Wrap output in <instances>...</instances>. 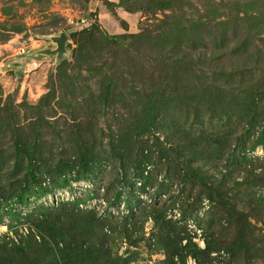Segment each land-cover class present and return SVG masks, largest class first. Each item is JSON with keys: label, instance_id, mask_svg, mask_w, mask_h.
Listing matches in <instances>:
<instances>
[{"label": "rangeland", "instance_id": "374dc122", "mask_svg": "<svg viewBox=\"0 0 264 264\" xmlns=\"http://www.w3.org/2000/svg\"><path fill=\"white\" fill-rule=\"evenodd\" d=\"M59 31L68 59L21 56ZM122 33L135 37L110 44ZM152 88L169 91L141 133ZM261 133L264 0H0V241H49L27 215L72 202L139 233L135 246L113 234L120 264H167L153 215L141 213L150 204L201 249L214 246L186 264H264V216L241 243L216 201L167 170L195 140L220 167L238 165L237 180L246 160L263 177L264 143L251 149ZM79 135L92 155L77 178ZM62 161L76 179L42 192Z\"/></svg>", "mask_w": 264, "mask_h": 264}, {"label": "trees", "instance_id": "16d2710c", "mask_svg": "<svg viewBox=\"0 0 264 264\" xmlns=\"http://www.w3.org/2000/svg\"><path fill=\"white\" fill-rule=\"evenodd\" d=\"M133 37L134 34L122 33L109 35L107 39L110 44L120 46ZM168 80L169 77H166L165 81ZM168 91L153 88L149 91L144 118L139 128L141 133L151 130L158 121L159 110L167 98ZM198 143L199 141L195 140L187 143L188 150L183 151V155L180 154L179 160H168L167 170L176 177L187 180L190 185H196L202 191L200 193L212 202L216 201L219 204L218 208L232 223L234 231L238 232V240L242 243L241 236H244L252 226H257L264 216V176L254 171L255 167L251 160H246V163H243L244 174L237 180L233 174V169H239L237 164L233 168L220 167L210 160L213 158V152L205 154ZM261 143H264L262 133L252 143L251 149ZM88 144L84 136H78L77 160L81 169L75 171L77 178L90 167L92 147ZM127 152L128 149L123 148L119 157L124 159ZM54 165L46 171L47 177H51V184L41 186L37 183L42 192H50L57 185L61 186L71 179H76L71 175L74 171L72 162L64 164L62 161ZM55 174L60 176V179L63 175L62 182L53 179ZM29 178L31 179V175ZM32 178L36 180L34 175ZM162 210L163 208L148 204L143 207L141 213L146 215L148 212L153 215V231L157 233L155 247L163 251L167 264H186L187 254L196 257L200 251L214 248L210 240L206 239L205 247L201 249L189 236L180 233L183 227L179 226L180 228L176 229L171 221L165 220ZM27 217L49 241L45 237L37 241L30 235L26 243L12 240L11 244H8L0 241V264H120L121 257L111 246L113 234H120L125 239L123 241L131 246L142 241V237L130 228L129 223L124 222L120 225L106 223L95 211L78 208L72 202L47 207L39 214H29ZM184 239L186 242L182 244ZM121 260L126 262L125 259Z\"/></svg>", "mask_w": 264, "mask_h": 264}, {"label": "water", "instance_id": "95a60500", "mask_svg": "<svg viewBox=\"0 0 264 264\" xmlns=\"http://www.w3.org/2000/svg\"><path fill=\"white\" fill-rule=\"evenodd\" d=\"M45 40L46 42L40 47L29 50L23 53L21 56L26 59H31L34 57L49 58L53 56L54 66L69 58L71 51L67 44L68 36L64 31L49 34L45 36Z\"/></svg>", "mask_w": 264, "mask_h": 264}]
</instances>
